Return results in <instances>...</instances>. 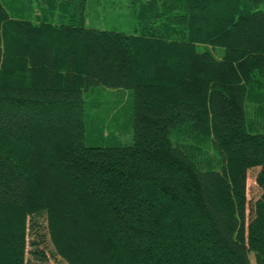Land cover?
Here are the masks:
<instances>
[{
    "label": "trees",
    "instance_id": "trees-1",
    "mask_svg": "<svg viewBox=\"0 0 264 264\" xmlns=\"http://www.w3.org/2000/svg\"><path fill=\"white\" fill-rule=\"evenodd\" d=\"M29 4L0 0V264H264V0H146L128 33Z\"/></svg>",
    "mask_w": 264,
    "mask_h": 264
},
{
    "label": "rangeland",
    "instance_id": "rangeland-1",
    "mask_svg": "<svg viewBox=\"0 0 264 264\" xmlns=\"http://www.w3.org/2000/svg\"><path fill=\"white\" fill-rule=\"evenodd\" d=\"M32 1L18 0V7L21 9L20 12L27 18L34 19L35 10L29 4ZM14 2H17V0H14ZM144 2L146 0H87L85 11L87 27L123 33L131 32L137 24V13ZM214 53L217 57L221 56L219 50H215ZM130 95L131 92L127 90L119 91L97 87L87 96L86 100L89 102V111L92 117L102 122L105 141L115 139L113 141L120 144L131 143L132 138L125 126L129 113L125 110L122 117H120V111L122 107H126ZM124 114L126 117H124ZM95 133L99 134L98 131H95ZM91 144L92 142L88 143V145ZM255 173L251 172L249 176V198L251 200L256 199L260 194L255 186ZM36 264L40 263L36 262ZM48 264L56 263L49 262Z\"/></svg>",
    "mask_w": 264,
    "mask_h": 264
}]
</instances>
